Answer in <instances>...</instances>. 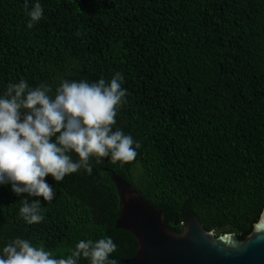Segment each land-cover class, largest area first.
Instances as JSON below:
<instances>
[{
  "label": "trees",
  "instance_id": "trees-1",
  "mask_svg": "<svg viewBox=\"0 0 264 264\" xmlns=\"http://www.w3.org/2000/svg\"><path fill=\"white\" fill-rule=\"evenodd\" d=\"M24 3L0 0V96L21 79L54 95L64 79L120 72L128 95L115 127L142 147L130 163L93 158L91 175H48L54 199L29 198L41 200V223H26L24 197L0 184V251L21 237L66 258L80 240L110 236L112 258L127 264L138 240L116 227L114 173L164 209L170 229L195 214L244 239L264 210V0H39L32 28Z\"/></svg>",
  "mask_w": 264,
  "mask_h": 264
},
{
  "label": "clouds",
  "instance_id": "clouds-1",
  "mask_svg": "<svg viewBox=\"0 0 264 264\" xmlns=\"http://www.w3.org/2000/svg\"><path fill=\"white\" fill-rule=\"evenodd\" d=\"M24 8L30 17L27 27L32 28L44 10L39 0L31 9L25 0ZM124 80L120 72L110 81L64 79L54 95L47 82L30 87L21 79L7 85L0 96V184L10 183L12 191L24 197L19 200V215L26 223L45 219L41 200L29 198L54 199L55 190L46 182L48 175L62 182L80 169L91 175L93 158L97 163L110 158L112 163L125 164L139 155L142 142L115 127L118 112L127 103ZM73 151L78 160L72 159ZM117 250L109 236L80 240L70 255L56 258L44 247L16 237L0 251V264H78L81 259L89 264H118L112 258Z\"/></svg>",
  "mask_w": 264,
  "mask_h": 264
},
{
  "label": "water",
  "instance_id": "water-1",
  "mask_svg": "<svg viewBox=\"0 0 264 264\" xmlns=\"http://www.w3.org/2000/svg\"><path fill=\"white\" fill-rule=\"evenodd\" d=\"M114 179L122 201L116 227L138 240L136 256L125 263L264 264V216L244 239L205 229L195 214H186L183 230L176 231L167 226L164 209L153 206L123 176L114 173Z\"/></svg>",
  "mask_w": 264,
  "mask_h": 264
}]
</instances>
